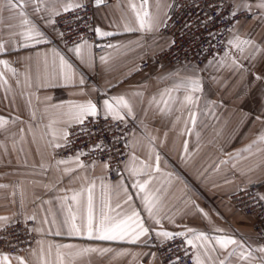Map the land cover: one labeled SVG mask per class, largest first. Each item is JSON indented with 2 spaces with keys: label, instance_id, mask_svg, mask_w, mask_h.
Here are the masks:
<instances>
[{
  "label": "crops",
  "instance_id": "crops-1",
  "mask_svg": "<svg viewBox=\"0 0 264 264\" xmlns=\"http://www.w3.org/2000/svg\"><path fill=\"white\" fill-rule=\"evenodd\" d=\"M70 2L73 0H25L23 8L11 9L7 0H0V44L4 46L0 60L8 61L7 67L0 64V118L6 121L0 125V217L7 218L0 220V230L32 217L35 221V244L14 256L7 254L11 264H19L17 256L26 264H43L45 260L60 264L56 245L68 244L77 248L59 250L63 264H162L156 250L146 245L151 237L158 242L166 240L156 235L159 231L184 233L181 236L192 240L195 264L197 254L204 264L225 259L228 252L215 244V237L224 235L242 241L255 257L241 261L233 256L227 264H261L264 253L256 249L264 243L255 236V220L235 210L230 198L253 183L264 182V141L259 139L264 135V85L253 82L249 73L233 70L228 66L230 60L222 65L224 53L200 70L141 69L170 45V39L160 31L171 0H148L146 9L154 20L151 30L139 28L135 12L143 11L142 0H105L99 7L94 0H82L84 4L93 2L97 28L112 33L97 36L112 47L99 57L87 42L81 44L80 55L72 50L75 46L62 51L52 43L58 37L54 18L57 11L64 13L63 6ZM250 2L255 4V0ZM21 11L24 16L19 15ZM259 11L253 7L250 16L234 26L229 39L238 34L264 47V21L259 19ZM24 19L29 24H22ZM126 25L133 31H127ZM30 28L43 35L26 40L23 33ZM227 51L251 71L264 68V53L251 61L244 58L251 49L244 55L229 46ZM60 56L72 66L74 80L69 84L61 76ZM196 78L202 84L200 92H192L189 85ZM165 90H171V99L168 95L162 99ZM121 95L132 105L133 116L125 119L134 121L136 129L127 138L128 158L115 180L109 179L102 163L85 165L78 157L54 155L58 148L54 145H64V133L69 135L78 124L69 116V102L91 100L105 116L103 101ZM187 95L196 102L187 103ZM190 113L195 114V124ZM132 167L141 170L139 176L131 173ZM137 179L150 180L148 191L157 198L153 213L159 224L148 216L143 193L133 187ZM93 184L94 223L101 214L118 220L135 210L149 228L148 235L136 243L68 235V207L77 211L71 197L81 193L77 223L85 222L87 189ZM129 196L131 200L125 203ZM200 232L209 241L196 239ZM80 248L111 251L77 255Z\"/></svg>",
  "mask_w": 264,
  "mask_h": 264
},
{
  "label": "built area",
  "instance_id": "built-area-1",
  "mask_svg": "<svg viewBox=\"0 0 264 264\" xmlns=\"http://www.w3.org/2000/svg\"><path fill=\"white\" fill-rule=\"evenodd\" d=\"M232 3V0H171L166 22L160 31L162 36L170 39V45L142 64L141 69L200 70L209 60L225 53L226 42L237 21L251 14L242 11L233 18ZM84 5L54 18L58 37L52 43L66 51L87 42L93 45L94 53L99 57L107 50L109 41L97 36L93 2ZM208 16H212L214 22H208L205 27L202 21ZM210 31L215 33L214 37L209 36ZM135 129L132 120L125 119L121 123L103 115L89 117L83 125L71 128L65 144L56 148L54 155L57 158L78 157L85 165H107L109 179L113 181L123 172L128 158L127 138ZM263 187L264 182L253 183L233 194L230 202L239 213L255 220V236L264 243V202L259 199ZM34 227L35 221L28 219L2 228L0 253L14 256L32 247L35 244ZM146 245L156 250L162 264H195L193 250L184 236L173 235L172 239L162 242L151 237Z\"/></svg>",
  "mask_w": 264,
  "mask_h": 264
},
{
  "label": "snow or ice",
  "instance_id": "snow-or-ice-1",
  "mask_svg": "<svg viewBox=\"0 0 264 264\" xmlns=\"http://www.w3.org/2000/svg\"><path fill=\"white\" fill-rule=\"evenodd\" d=\"M25 3V0H19V3L15 2V0H7V5L11 9H15L17 7L23 8ZM94 3L97 7L103 5L105 3V0H94ZM148 4V0H142L141 8L143 11H136V17L139 23L140 29H148L151 30L154 26V20L149 11L146 9V5ZM85 5L82 2V0H73V2L66 3L63 6V11L68 12L70 10H75L79 8H83ZM131 7L133 10L136 9V5L132 4ZM253 7L260 10L258 13L259 19L261 21H264V0H255V4L251 3L250 0H239V2H236V0H233V3L231 5V16L235 18L238 13L244 11L251 13ZM39 11V9H36ZM56 15H59L60 13L57 11L55 13ZM20 16H24L25 13L21 11L19 13ZM22 24H29V21L27 19H24L21 21ZM208 22H214V18L212 16H208L206 21H202V23L205 24V27H207ZM239 23V21H237ZM127 31H133L131 27L125 26ZM95 31L101 36H109L112 35L110 32L102 31L99 28L95 29ZM26 40L29 39H35L36 37H40L43 35V33L37 31L34 28L28 29V31L23 33ZM61 37H63V33H60ZM209 36H215V33L209 32ZM39 42V41H37ZM86 43V42H85ZM175 43V41H173ZM226 45L230 48H235L239 51L241 55H244L246 50L251 49V51L248 52L247 56H244L245 59L255 61L257 59V56L260 53H264V47H261L260 45L256 44V42L252 39H242L238 34L233 35V37L229 40H227ZM27 45H25L26 47ZM83 45L77 44L72 50L77 54H81V49ZM109 47H112L109 45ZM4 51L3 44H0V52ZM102 60L105 59V57H101ZM231 61V63L228 65L233 70L237 72H246L249 73L252 76L253 82H260L262 85H264V68H262L260 71H251L248 68H245L243 64H241L236 58L233 57L232 53L230 51H225L224 58L221 59L220 63L222 65L226 64L228 61ZM0 64H3L5 67L8 66L7 60H0ZM60 64H61V76L63 78V81L65 84H69L73 82L74 76L71 71L72 66L68 63L67 60L63 56H60ZM253 68H255V64H253ZM13 71H15L13 69ZM2 75V74H0ZM83 79L80 80V84H83ZM189 85L191 87L192 92H200L202 91V84L201 81L196 79H191L189 81ZM171 90H165V93H162V99L164 95H168V99H171L170 95ZM135 95H141V93H135ZM185 101L189 104H193L196 102L194 97L192 95L185 96ZM165 105L167 106V100H164ZM104 105V114L106 117L110 116L112 119L123 123L125 121L126 116H133V108L131 103L128 99L125 98V96H113L110 99H105L103 101ZM70 106V112L69 116L72 120H74L76 123L83 125L86 120H88L89 117H97L100 115L99 109L95 103H93L91 100L85 102V103H74L69 102ZM192 116V122L195 124V114L190 113ZM134 118V117H133ZM260 117H257L259 119ZM3 123H6V121L3 120V118H0V125ZM68 133H64V138L67 139ZM260 141H264V135L260 136ZM55 147H60L59 144L54 145ZM97 147H102V145H97ZM251 149V145L245 149V151H249ZM185 151H187V147L185 145ZM135 159V157H133ZM159 155L156 157V171H159ZM58 163H66V161H58ZM223 163V161H222ZM80 167H84L82 163L79 164ZM107 167V165H105ZM147 167V166H146ZM131 173L133 175L139 176L141 173L140 169H137L135 167H132L130 169ZM150 183V180H144L141 182L139 179L136 180L133 187L137 188L140 193H143L142 199L143 203L145 205V208L148 212V216L150 218H153L157 224L160 223L159 218L154 216L153 209L156 207L157 198L148 191V184ZM94 187V184L90 186L87 189V215H86V221L83 223H77L78 219V210L80 206V196L81 193H74L71 199L76 202L77 211H73L72 207H68V217L65 221L68 227L67 234L71 236H87L88 239H99V240H129L132 243H136L140 240L141 237L148 235L149 228L145 226L143 219L140 216V213L138 211L133 210L131 214L125 215L121 219H115L111 216L101 214V217L99 219L98 223H94V210H93V195H92V188ZM67 199V197L65 198ZM260 200H264V195L259 196ZM131 200V197L129 196L128 199L125 201V203H128ZM117 207H120V205H117ZM203 211V210H201ZM205 215H207L205 213ZM34 219V217H32ZM0 220H7L6 217H0ZM188 232H194V229H188ZM216 231L222 232V229H217ZM57 235H59V231L56 232ZM157 236L164 237L166 239H172L173 234L168 231H159L156 233ZM177 235H184V233H179ZM196 239L201 241H209V237L203 233L200 232L197 234ZM189 245H193L192 240H188ZM215 244L219 246L220 249L227 251L228 256L225 259H222L219 261V264H227V261L233 257L238 256L241 261H248L250 259H255L253 257V253L251 250H248L245 248V245L242 241L237 240L233 238L232 236H217L215 237ZM195 246V245H193ZM230 246H234L231 248V251H228ZM62 248L67 249H74L77 248L76 245H56V255L58 260L60 261V264H63V254L59 251ZM108 252L111 251V249H96V248H80L77 251V255L82 253H91V252ZM208 251V248L205 246V252ZM212 251H216V248L213 247ZM257 252L264 253V247H260L256 249ZM49 252H51V246H49ZM123 254V253H121ZM17 261H19V264H26L24 259L22 257H15ZM261 264H264V257H261ZM197 264H204V261L200 259L199 254L196 256ZM0 264H11V259L7 254H0ZM43 264H48L47 260L43 262Z\"/></svg>",
  "mask_w": 264,
  "mask_h": 264
}]
</instances>
